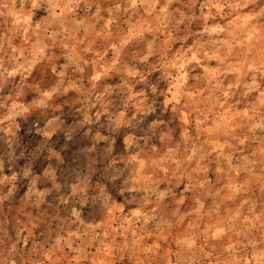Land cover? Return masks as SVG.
Wrapping results in <instances>:
<instances>
[{"label":"clouds","instance_id":"clouds-1","mask_svg":"<svg viewBox=\"0 0 264 264\" xmlns=\"http://www.w3.org/2000/svg\"><path fill=\"white\" fill-rule=\"evenodd\" d=\"M0 264H264V0H0Z\"/></svg>","mask_w":264,"mask_h":264}]
</instances>
